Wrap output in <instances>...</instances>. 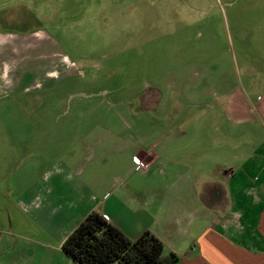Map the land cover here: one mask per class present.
Segmentation results:
<instances>
[{
	"label": "rangeland",
	"instance_id": "rangeland-1",
	"mask_svg": "<svg viewBox=\"0 0 264 264\" xmlns=\"http://www.w3.org/2000/svg\"><path fill=\"white\" fill-rule=\"evenodd\" d=\"M6 33L20 86L0 94V264H73L41 217L69 228L55 213H67L80 183L96 195L152 191L161 177L145 173L153 162L131 158L159 140L153 150L166 155L211 144L217 128L264 142V125L214 120L223 111L203 100L221 81L252 99L264 91V0H0ZM20 39L33 47L18 48ZM63 56L74 67L42 87L41 70ZM156 90L165 103L148 110L143 101Z\"/></svg>",
	"mask_w": 264,
	"mask_h": 264
},
{
	"label": "crops",
	"instance_id": "crops-1",
	"mask_svg": "<svg viewBox=\"0 0 264 264\" xmlns=\"http://www.w3.org/2000/svg\"><path fill=\"white\" fill-rule=\"evenodd\" d=\"M20 43L18 48L27 52L34 42L20 39ZM36 44L40 48L48 46L47 42ZM12 48V34L0 35V94H12L20 86L12 78V74H17ZM53 64L41 70L40 83L47 89L56 86L60 77L74 67L65 56ZM220 83L223 86L219 91L203 93V100L213 103L212 109L219 106L223 111L220 120L213 113L214 120L235 128L264 125V91L252 99L236 84ZM143 102L148 110L155 111L165 100L156 90ZM213 132L212 145L207 140L200 149L183 146L178 153L169 150L166 155L165 147L158 152L153 150L161 147L159 140L152 149L137 157L133 155L131 160L137 159L140 164L141 160L143 164L154 160L145 170L150 174L154 168V173L161 176L152 179L158 186L152 191L145 192L141 187L131 194L117 193L110 187L109 191L96 195L91 184H77L67 213L62 208L55 213H64L69 228L64 226L65 221L59 222L51 214L41 217L46 229L58 233L57 252L70 260L61 249L62 242L88 213L97 211L130 241L143 232L157 237L163 244L164 256L170 253L177 256L175 264H264V142L248 143L253 139L248 132H222L218 128ZM217 133L223 141L218 140ZM152 135L161 137L158 132L148 134ZM3 147L10 148H7L9 155L4 157V162H9L12 140L4 142ZM48 174L47 179L44 177L47 181ZM4 181L1 178L0 184ZM48 190V194L54 191Z\"/></svg>",
	"mask_w": 264,
	"mask_h": 264
},
{
	"label": "trees",
	"instance_id": "trees-1",
	"mask_svg": "<svg viewBox=\"0 0 264 264\" xmlns=\"http://www.w3.org/2000/svg\"><path fill=\"white\" fill-rule=\"evenodd\" d=\"M61 249L73 264H175L162 242L149 232L130 241L97 212L88 213L68 234Z\"/></svg>",
	"mask_w": 264,
	"mask_h": 264
},
{
	"label": "built area",
	"instance_id": "built-area-1",
	"mask_svg": "<svg viewBox=\"0 0 264 264\" xmlns=\"http://www.w3.org/2000/svg\"><path fill=\"white\" fill-rule=\"evenodd\" d=\"M133 162H134L136 165H140V163L138 162L137 159H134ZM152 162H153L152 159L149 160L148 162H146L145 164H143V167L147 168L149 165H151Z\"/></svg>",
	"mask_w": 264,
	"mask_h": 264
}]
</instances>
